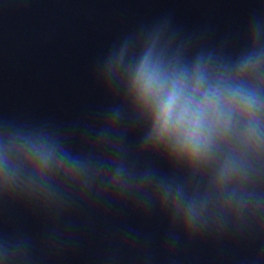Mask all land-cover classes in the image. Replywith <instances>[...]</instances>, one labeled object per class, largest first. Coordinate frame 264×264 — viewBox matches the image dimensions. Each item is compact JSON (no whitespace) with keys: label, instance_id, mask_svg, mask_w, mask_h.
<instances>
[{"label":"clouds","instance_id":"1","mask_svg":"<svg viewBox=\"0 0 264 264\" xmlns=\"http://www.w3.org/2000/svg\"><path fill=\"white\" fill-rule=\"evenodd\" d=\"M129 96L149 121L154 147L190 169L212 171L216 195L252 198L243 188L264 172V49L253 48L233 65L199 59L190 68L150 49L135 68ZM29 151L36 179L52 172L72 180L71 172L89 166L47 137ZM0 167L9 171L6 156Z\"/></svg>","mask_w":264,"mask_h":264}]
</instances>
